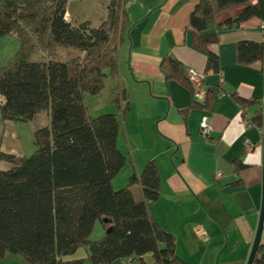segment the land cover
<instances>
[{
  "label": "trees",
  "instance_id": "trees-1",
  "mask_svg": "<svg viewBox=\"0 0 264 264\" xmlns=\"http://www.w3.org/2000/svg\"><path fill=\"white\" fill-rule=\"evenodd\" d=\"M128 0H109L98 26L66 18L68 0H0V38L13 34L18 49L0 66V114L3 120L31 121L41 112L50 124L36 128V150L30 156L0 150V264L8 253L26 264H112L130 259L139 264H186L175 253V238L153 218L160 176L155 161L140 174L132 172L125 186L114 189L112 179L126 163L118 147L123 117L129 110L126 90L112 100L116 110L91 116L84 94L96 95L105 78L119 75V47L128 23ZM245 3L224 29L258 18L264 24V0H198L190 16L192 45L206 52V69L217 71V55L209 45L218 41V11ZM216 30V31H217ZM73 52L68 57L63 51ZM41 51L45 60H31ZM242 64L264 62V43L240 41ZM161 68L166 78L187 81L183 66L170 57ZM193 100V106H209ZM236 96L240 106L248 102ZM257 125L262 126L261 114ZM237 166V164H236ZM138 186L141 197L133 188ZM99 222L104 234L91 238ZM84 258L70 257L78 249ZM150 256V258H146ZM253 264H264L261 243Z\"/></svg>",
  "mask_w": 264,
  "mask_h": 264
},
{
  "label": "crops",
  "instance_id": "crops-1",
  "mask_svg": "<svg viewBox=\"0 0 264 264\" xmlns=\"http://www.w3.org/2000/svg\"><path fill=\"white\" fill-rule=\"evenodd\" d=\"M81 1L94 11L85 13L79 7L78 14L70 13L68 0L66 18L72 22L93 18L91 26H98L107 15L109 0ZM197 2L128 0L119 75L107 76L94 98L106 90L111 95L108 111L114 112L116 93L127 92L130 108L117 142L126 163L112 179V187L125 186L132 172L140 174L148 161H155L160 194L151 205L152 216L173 234L179 258L186 264H246L262 203L264 62L240 63L237 44L264 43V24L251 18L224 29V22L235 18L246 4L218 11L215 21L219 29L208 30L218 36L209 45L217 55V71L207 70L206 52L191 42L189 16ZM167 57L183 66L185 77L187 68L204 74L205 87L211 91L208 107L193 106L191 88L179 79L166 78L161 62ZM235 95L248 104L240 106ZM259 114L260 127L256 123ZM204 115L211 128L208 137L200 133ZM133 191L141 197L138 186ZM79 250L74 258L86 257V250L82 254ZM1 264L26 262L8 253ZM112 264L139 263L121 258Z\"/></svg>",
  "mask_w": 264,
  "mask_h": 264
},
{
  "label": "rangeland",
  "instance_id": "rangeland-1",
  "mask_svg": "<svg viewBox=\"0 0 264 264\" xmlns=\"http://www.w3.org/2000/svg\"><path fill=\"white\" fill-rule=\"evenodd\" d=\"M79 7L85 11V13H91L94 11L93 7L88 6V4L83 3L81 0H70L68 4V10L70 13H79ZM69 20V17H67ZM90 22L94 23L93 18H90ZM97 26V25H96ZM18 49V40L15 35L8 34L0 38V66H4L7 61L14 55ZM73 52L63 51V54L68 57ZM31 60L39 61L45 60L43 52L38 51L32 54ZM102 92V94L94 98L92 94H84V101L88 107L91 116H97L102 113H109L112 107L111 105V95L107 94V91ZM1 99V98H0ZM100 109V110H99ZM50 115L49 113L43 111L37 117L31 121H20V120H3L0 114V146L2 150L7 152L19 154L22 156H30L35 150L36 145L34 143V132L36 128L49 125ZM4 148V149H3ZM11 166L8 162L0 161V168L7 169ZM104 234L103 226L97 222L94 226L91 238L93 240L99 239ZM84 248H80L79 252L82 254ZM78 252L70 255V257H75ZM83 264H91L89 260L85 259Z\"/></svg>",
  "mask_w": 264,
  "mask_h": 264
},
{
  "label": "built area",
  "instance_id": "built-area-1",
  "mask_svg": "<svg viewBox=\"0 0 264 264\" xmlns=\"http://www.w3.org/2000/svg\"><path fill=\"white\" fill-rule=\"evenodd\" d=\"M186 79L189 82V84L193 88V98L194 100L203 103L206 100L207 97V88L204 84V74L202 72H198L193 68H187L186 69ZM242 112L244 111V108L240 109ZM246 125H248L247 120L243 121ZM211 128L207 121V116H202L200 120V133L204 137H208L210 135ZM218 175H220L218 173ZM130 259H128L129 261Z\"/></svg>",
  "mask_w": 264,
  "mask_h": 264
},
{
  "label": "water",
  "instance_id": "water-1",
  "mask_svg": "<svg viewBox=\"0 0 264 264\" xmlns=\"http://www.w3.org/2000/svg\"><path fill=\"white\" fill-rule=\"evenodd\" d=\"M262 133H263V155H262V169H263V177H262V203L261 207L259 209V218H258V223H257V228L255 231V236L253 239V243L251 246V250L247 259L246 264H253V260L255 257V254L257 252V249L259 245L261 244V238L264 230V98H263V128H262Z\"/></svg>",
  "mask_w": 264,
  "mask_h": 264
}]
</instances>
